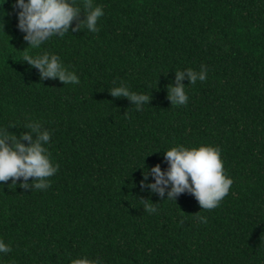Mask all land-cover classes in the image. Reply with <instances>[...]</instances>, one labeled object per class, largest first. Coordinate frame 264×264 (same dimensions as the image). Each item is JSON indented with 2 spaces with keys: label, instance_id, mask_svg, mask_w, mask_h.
<instances>
[{
  "label": "trees",
  "instance_id": "trees-1",
  "mask_svg": "<svg viewBox=\"0 0 264 264\" xmlns=\"http://www.w3.org/2000/svg\"><path fill=\"white\" fill-rule=\"evenodd\" d=\"M75 3L74 25L85 0ZM91 3L104 9L97 32L81 24L23 51L14 0H0V127L19 137L39 121L58 165L43 189L0 182V238L11 244L0 264H264V0ZM38 51L58 54L80 83L41 79L23 60ZM202 65L207 78H185L188 100L172 104L175 71ZM120 84L150 103L112 96ZM181 144L220 147L233 183L216 207L141 187Z\"/></svg>",
  "mask_w": 264,
  "mask_h": 264
},
{
  "label": "clouds",
  "instance_id": "clouds-1",
  "mask_svg": "<svg viewBox=\"0 0 264 264\" xmlns=\"http://www.w3.org/2000/svg\"><path fill=\"white\" fill-rule=\"evenodd\" d=\"M13 7L18 9L17 27L22 31L28 47L39 49L41 44L53 35L63 36L65 32L80 30L81 24L91 32H97V22L104 15L102 5L93 7L91 0L83 4L84 19L73 24L81 14V7L75 0H14ZM31 66L40 70L41 79L59 78L63 84H79L80 77L70 70L58 54L47 51H38L35 54L27 53L23 57ZM187 78L190 83L207 78V66L202 65L200 71L192 68L175 71V83L167 85L168 97L172 104H184L188 100L183 80ZM114 97H126L137 110L151 98L146 93H137L126 85L120 84L108 89ZM27 131L20 133L19 137L9 128L0 127V182L12 178V184L20 181L24 188L43 189L48 186V177L54 175L58 165L53 164L46 145L51 140V132L42 126L39 121L30 120L26 125ZM25 141L27 143H25ZM167 169H162L158 163L144 173L140 182L142 188H148L153 193L167 199H174L185 191L193 194L202 209L216 207L221 199L227 195L233 183L231 177L224 171V162L221 158L219 146L201 144L198 147H185L177 145L164 151ZM149 176L153 179L149 180ZM22 178V180H21ZM29 178H35L29 183ZM144 207L149 212L157 211L151 200H143ZM206 221V217H200ZM11 251V244L0 238V253ZM70 264H103L97 257L89 259L87 256H78L70 260Z\"/></svg>",
  "mask_w": 264,
  "mask_h": 264
}]
</instances>
